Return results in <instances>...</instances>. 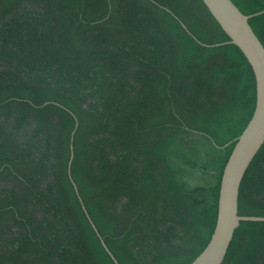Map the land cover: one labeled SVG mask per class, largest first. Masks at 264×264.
<instances>
[{"label":"trees","instance_id":"1","mask_svg":"<svg viewBox=\"0 0 264 264\" xmlns=\"http://www.w3.org/2000/svg\"><path fill=\"white\" fill-rule=\"evenodd\" d=\"M229 41L203 0H0V264H115L101 239L119 264H191L256 105ZM239 215L264 217V146ZM223 264H264V222Z\"/></svg>","mask_w":264,"mask_h":264},{"label":"water","instance_id":"2","mask_svg":"<svg viewBox=\"0 0 264 264\" xmlns=\"http://www.w3.org/2000/svg\"><path fill=\"white\" fill-rule=\"evenodd\" d=\"M203 3L229 37L228 43L236 46L245 56L256 79L255 110L225 166L214 232L206 248L191 263L223 264L240 223L264 222V217L239 215L241 184L251 163L264 146V45L249 23L251 18L264 14V11L249 16L243 14L232 0H203ZM75 189L77 191L76 186ZM92 226L97 231L93 223ZM101 242L114 263L119 264L103 239Z\"/></svg>","mask_w":264,"mask_h":264}]
</instances>
